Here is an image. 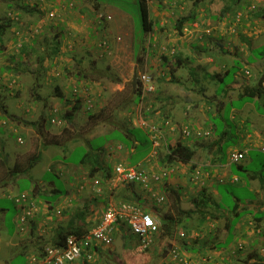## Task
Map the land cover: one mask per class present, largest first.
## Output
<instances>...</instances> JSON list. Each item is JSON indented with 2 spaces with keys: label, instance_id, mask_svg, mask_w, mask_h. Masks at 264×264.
Here are the masks:
<instances>
[{
  "label": "rangeland",
  "instance_id": "374dc122",
  "mask_svg": "<svg viewBox=\"0 0 264 264\" xmlns=\"http://www.w3.org/2000/svg\"><path fill=\"white\" fill-rule=\"evenodd\" d=\"M7 1L9 0H0V20L11 12L20 11L21 17L18 20L20 22L18 27H13V32L6 34L5 47L0 51V104H4L8 110L3 111L0 108V125L3 128L2 132L0 131V182L8 178V172L16 161H26L30 155L40 150L42 152H39L41 154L39 159L27 174H19L15 181L7 186L0 185V209H4L0 210V264H5L6 261L10 264H25L30 255L37 253L35 244L36 241L39 242V236L30 237L25 234V222L21 221V217L27 214L29 208L26 204L24 209L22 205L26 201L24 199L18 201L17 197L22 192H28L29 195L34 182L38 181L44 185L42 189L44 193L36 195L37 202L41 206L46 205L47 202L62 204L61 200L67 196L70 187H73V177L69 174V169L61 165L63 163L80 164L83 154L89 148L85 144L87 139L100 145L107 141V138L113 137L130 146L131 141L126 138V131L130 128L135 131L139 141L138 145H135V150L130 153V164L141 165L142 159L151 150L152 141L144 129L145 125L140 127L130 124L124 117L123 110L135 105V101L126 105L124 97H135L131 92L139 82V78L142 80L143 75H153V73L166 75V71L170 72L176 68L177 81L164 80L162 82L164 87L159 95L162 97L167 95V100H176V108L179 110V102H182L184 106L197 95L200 96L198 92L201 89L197 85L217 89L221 97L224 96L223 91L228 85L238 80L256 84L264 72V18L258 14L264 8V0H204L196 5L194 0H172V2L149 0L151 13L156 21L154 44L148 43L150 32L144 35V41L141 42L142 31L135 29L134 20L128 13L136 9L135 0H102L105 5L98 10L107 15L108 20L105 24L98 22L95 18L100 12H94L96 9L94 0H72L76 6L69 4V0H52L44 5L43 10L34 8L33 0H31L32 2L28 1V5L29 9L34 11L32 14L26 10L22 11L18 0H13L15 7L9 9L6 5ZM160 2L163 3V7H160ZM224 6H230V8L223 17H212L213 13H217ZM190 12H195L198 16L194 22L185 24L184 33L180 35L176 22ZM15 17L18 19L17 15ZM42 30L44 33L39 35L40 42L35 49L27 54L24 62L19 60L18 55L22 52L21 47L24 43L31 41L35 33H41ZM102 40L110 43L108 51L104 50ZM57 41L60 42V51L54 56V52L58 50L55 47ZM137 43L140 44L139 54L135 49ZM145 46L147 51L143 50ZM29 48L32 46L26 49ZM147 52L151 53L148 60H146ZM164 55H167L170 61L165 66L162 65ZM178 55L182 57V63L176 67L173 63ZM207 57L214 59L210 66L203 65L205 68L202 71L193 68L197 60L205 58L199 61L204 64ZM8 65L15 69L1 71L2 67ZM57 83L62 87L65 98L55 94L54 86ZM38 95L41 97L39 98ZM145 95L147 96L145 100H141L136 105L137 109L140 108L138 113L135 112L133 116L138 123H142L140 114L147 107V103L154 100L156 93L150 92ZM238 97L236 96L233 106L242 108L245 100ZM77 98L81 99L82 108L77 111L71 123L66 122L63 119L66 107L72 105ZM225 98L227 104L229 100L227 96ZM104 101L109 104L111 112L116 113V118L110 128L111 131L96 134L97 128L91 129L89 123L94 119L91 116L100 113L98 109ZM247 101L245 110L258 101V106L255 107L258 113L255 114L264 122V104L259 105V102L264 103V96L263 98L249 97ZM202 104H205V109L208 107L206 102L202 101ZM116 105L121 106L122 109H114ZM168 109L174 110L172 105H169ZM228 109L229 107L224 113L226 121ZM204 114L203 118H207V123L219 126V131L223 125L225 126L224 119L209 112ZM242 116L246 114L237 113L235 121ZM42 119H45V122ZM33 121L36 124H32ZM64 125L70 129L62 132ZM181 129L178 128L179 134ZM242 131L244 132L242 128H238L234 140L227 143L230 146L224 152L219 151L220 162L227 163L231 150L246 146ZM97 151L90 154V159L93 160ZM250 153L251 151H248V154ZM207 155H209L208 152ZM240 162L253 169L260 165L262 158L257 157L256 160L247 158ZM98 163H102V160ZM232 167L237 171V162H234ZM240 175L244 179L243 173L240 172ZM95 179L99 177L89 175V183L98 185L95 184ZM210 179L213 180L214 177L210 176ZM52 187L60 190L59 199H57L58 195L51 190ZM120 190L119 188L116 194L119 200L122 196L119 194ZM188 191L184 193L185 197L181 203L184 209L193 207L188 195L197 193V185ZM140 192L144 197L142 200L147 199L141 204L149 208L155 216V211H152L154 206L151 207V204L152 201L155 202L156 197L154 196L155 199H153L152 193L145 189H141ZM162 192L166 193V190ZM239 192L242 198L249 195L248 189L245 188ZM91 193L95 194V191L91 189ZM88 197L87 191L85 199ZM225 199L228 203L232 202L229 193L225 194ZM172 201L174 199L170 197L165 202L159 203L163 213L161 218H164L168 211L177 216V211L172 209ZM65 207L69 212L67 215L61 214L60 210H47V214H51L56 219L43 226L42 234L38 232L42 235L40 241L51 244L50 238L54 228L68 222L73 206L68 204ZM206 210L208 214L210 211L217 213L214 207L207 206ZM201 217L200 213H195L189 219L183 218L181 224L171 223L167 229L161 227L163 232L156 243L143 251L137 250L138 244L134 237L129 239L132 243L128 245L131 250H126L123 232L119 229L113 235L112 244L103 246V255L94 253L90 263L193 264L194 261H200L201 264H243L252 250L257 251L264 258V243L261 238L252 245L253 238L245 241L235 236L231 244L234 250H224L226 252L213 248L212 244L217 240L216 238L212 240L207 237L197 238L199 229L203 230L206 236L205 232L211 227V221L207 223L200 221ZM213 220L216 223L218 221ZM224 220L221 219L218 223L223 225ZM96 224V220L88 223V230ZM248 225L253 226V224ZM255 232L256 230L253 233ZM133 233L131 229H126L128 238ZM129 241L127 240L126 244ZM193 241L196 246L204 243L206 250H203L201 246L197 253L188 251L186 247H190L191 243L193 245ZM240 242L245 245L242 248L243 251L239 250ZM209 245L212 246L211 249L208 248ZM31 261L33 262L34 259ZM32 262L31 264H36L35 261ZM37 264L40 263L37 262ZM68 264H81V260L77 259Z\"/></svg>",
  "mask_w": 264,
  "mask_h": 264
},
{
  "label": "trees",
  "instance_id": "16d2710c",
  "mask_svg": "<svg viewBox=\"0 0 264 264\" xmlns=\"http://www.w3.org/2000/svg\"><path fill=\"white\" fill-rule=\"evenodd\" d=\"M31 0H18V5L19 8L26 11H29L30 14H32V12H34L33 10L29 9V3ZM48 1H52V0H33V4H34V8H39L41 10L44 9V5L48 3ZM54 1V0H53ZM79 1V0H76ZM136 1V9L133 10V12H128L135 23V29H140L142 31L141 34V42L144 41V35L148 32H150V39L148 43L154 42V27L156 24L155 18H153V15L151 13V9H150V5H149V0H135ZM167 2H172V0H166ZM195 1V5L200 2V1H204V0H194ZM32 2V1H31ZM69 4H74L76 6V3L72 0L68 1ZM17 4V2H16ZM94 4H95V11L94 12H100L97 13L96 15V20L98 22H101L102 24H105V22L108 20L107 15H105L103 12L99 11L98 9L101 8L102 5H105L104 2L102 0H94ZM161 6L163 7V3L160 2L159 3ZM6 5L8 6L9 9H13V7H15V3H13V0H9L6 2ZM230 8V6H224L221 10H219L217 13H213L212 17L217 18V17H223L224 13L226 11H228ZM20 9V10H21ZM29 9V10H28ZM20 11H18L17 13H10V15H6V17H4L2 20H0V51L3 50V48L5 47V43L7 41L6 38V34L13 32L12 30L13 27H18L19 25V19H20ZM14 16H13V15ZM258 14H261L262 17L264 18V8L261 9V11L258 12ZM15 15L18 16V19H16ZM197 13L195 12H190L188 15H184L182 17H180L177 22H176V28L179 32L180 35H182L184 33L183 29L184 26L187 22H194L197 18ZM137 22H139L138 24H136ZM9 30V31H8ZM8 31V32H7ZM16 33V31H14V34ZM42 33H44V30H42V32H38L35 33L34 38L31 41H28L27 43H24V45L21 47L22 48V52L20 53V55H18L19 60L23 61L24 58H26L27 54L30 53V51H33L35 49V46L37 45L38 42H40L39 40V35H41ZM16 36V34H15ZM48 40V39H46ZM50 44V43H49ZM193 45V44H192ZM29 46H32V48L26 49ZM139 46L140 44H136V53L139 54ZM58 50L56 52H54V56L58 54V52L60 51V42L57 41V44L55 46ZM26 49V50H24ZM144 51H147V47L145 46L143 48ZM24 51V52H23ZM149 55H151V53L149 54V52H147V57L146 60L149 59ZM13 58V57H11ZM24 62V61H23ZM169 59L167 57V55L163 56V60H162V65H168L169 64ZM173 63V62H172ZM182 63V57L180 55L175 57V61L173 64H175V66H179ZM21 64H23L21 62ZM24 65V64H23ZM13 70L15 68L10 67V65H8L7 67H2L1 71L4 70ZM175 69L173 68L172 70H170V72L166 71V75L161 74V75H157V74H149V83L153 85V90H147L146 88V82L145 80L142 78V80L139 78V82L137 83L136 86H134L133 90L131 93H133L135 95V97H129V96H125L124 97V102L127 104H129V102H134L135 101V105L130 107L131 109L134 108L132 114H134L135 112L138 113V110L140 109L138 107V109L136 108V105L139 104V102L141 100H145V98L147 97L145 95V93H156V95L154 96V100L149 101L147 103V107L145 109L142 110L140 116L141 119H143V126L146 124V119L148 118L149 114H153V112H155L154 108L151 105V103H154L155 101L160 100L161 96L159 95L160 89L162 88L161 82H163L164 80H168L169 82H174L177 81V79L175 78ZM147 75V74H146ZM236 86H240L241 88V93L239 98L243 99V100H247L249 99V97H255V98H263L264 96V72L262 73V75L259 77V81L256 84H250L249 82L245 81H236ZM158 87L157 88V85ZM231 85V84H230ZM54 91L55 94L62 96L63 98H65V93L62 89V87L59 85V83H57L54 86ZM223 90V89H222ZM219 94V93H217ZM39 97V95H38ZM41 97V96H40ZM39 97V98H40ZM67 101H70L69 99H67ZM154 105V104H153ZM71 106V107H70ZM68 107H66V110L64 112L63 115V119L66 122H72L74 117L76 116L77 111H79L82 108V102L80 98H77L75 100V102L70 105ZM150 106V107H149ZM149 107V109H148ZM176 104L173 105V108H176ZM184 108V111L186 113H189L191 108L193 106H191V104H187L182 106ZM232 107V105H229V109L228 112L230 111V108ZM0 108L3 111H8L4 104H0ZM129 108V107H127ZM126 108V110H127ZM228 108V107H227ZM168 111V110H167ZM107 112V108L105 109L104 113ZM101 113V112H100ZM169 115L172 114V112L169 110L168 112ZM97 116V114L91 116V117H95ZM139 115H137L138 117ZM55 118H53L54 120ZM92 119V118H91ZM90 119V120H91ZM167 119V118H166ZM165 119V120H166ZM168 120V119H167ZM43 122H45V119H42ZM56 121V120H55ZM63 121V120H62ZM92 121V120H91ZM169 121V120H168ZM166 122V121H165ZM91 123H94L93 125H91ZM113 122H110L111 126H112ZM32 124H36L35 121L32 122ZM130 124L133 125L132 122H130ZM90 125L92 126L91 129L96 128L97 124L96 122L93 120V122H90ZM96 125V126H95ZM147 125V124H146ZM166 125V124H163ZM162 125V127H163ZM195 124L190 123H186L181 125L184 126L182 127L180 134L185 136L186 138H191L193 136V132L195 130H197L196 127H194ZM44 126V125H43ZM67 125L63 126L62 132L68 131L70 129V127H66ZM69 126V125H68ZM153 128H150L151 131H147L149 134V138L152 141V144L156 145L159 150L164 147V150L166 152V160H162V168L160 170H148L149 172V182L147 184H145L143 181L141 180H129V181H124V182H118L121 186V190H120V194H122L121 199H117V202L119 201H127V202H131V203H143L144 200H142L141 198H144L140 192L141 189H145L146 191H150L152 193V198H154V196L156 197L155 202L152 201L151 207H153V211H155L158 217V219H156L159 223V232L155 235L154 240L151 242V244L147 247H141V238L139 235H136L133 233V235H129V238L127 237L126 234V229L128 228V230H130V227L127 223H125V225L121 228L122 230V235L123 238L125 239V247L126 250H131V248L128 245H131V241H129L130 238H135L136 242H137V250L143 251V250H147L150 248V246L154 245L157 241V238L159 236H161V233L163 232L161 227H163L164 229H167L168 226L170 227L171 223H179L181 224V222L183 221V218L185 219H189L192 217L193 214L195 213H200L202 215V217L200 218V221L206 222L207 220H209L210 218L214 219H218V217H222V215L224 216V218L226 217L227 221L223 224L220 225L219 223L213 222V227L205 232L206 236L203 234V230L199 229L197 231V238H201V237H207L209 240H212L213 238H216L217 240L213 241V248L217 249V250H231V244L233 239L235 238V236H237V232L235 231V227L237 225V222L243 217L246 216V214H249V216L251 217V220H253L252 223L249 222V224H253V226L255 227L256 232L253 233L252 237L253 241H252V245H255V243L258 242V239L261 238L263 239V243H264V211L260 210L261 207H250V206H242L241 202L238 201L237 205H232L231 203H228L225 199V194L226 193H222L219 190V193L222 194V197L220 198V200H215L214 198L212 199V197L209 198V200L206 198L207 197V187L203 186V188L199 189L197 191L196 194H192L189 193L188 197L191 199L192 203H193V207L189 208V209H184L181 206L182 200L184 199L185 196L184 193L185 191L179 187L176 188H170V185H168V182H166V180L171 177L175 170H176V164L177 163H191L190 166V170L193 173L192 176H194V178H199L200 177V171H199V165L197 162H192L194 155H195V148L193 147V144L187 143L186 141L183 142L182 140H174V141H170V139L168 137H166L165 132L163 131L162 134L158 135L156 134L157 130L159 129V127L157 126L156 123H153ZM179 127L175 128V130H178ZM3 128L0 125V131L2 132ZM126 130V129H125ZM196 137H206V132H200V131H196ZM236 131H232V133L230 132V135L227 136V140L225 145L219 143V151H225V149H227L230 144H227L229 141L234 140V137L236 135ZM206 135V136H205ZM126 138L130 139L132 141L133 139V143L135 141H138V136L135 134V131L132 129H127L126 131ZM86 142V141H85ZM139 142V141H138ZM156 143V144H155ZM86 144L89 145V148H92L93 151H97L100 147H98L99 145H96L94 142H92L91 139H87ZM132 144V143H131ZM45 145V144H44ZM99 151V150H98ZM40 153L42 152L41 150L39 151ZM36 153L33 155H30L28 157V159L26 161H16L14 163V165L10 168L9 172H8V178L4 179L3 181L0 182V185L7 186V184L14 182L15 178L19 175V174H27L29 172V169L34 165V163L39 159V155H41L40 153ZM101 152V151H100ZM100 152H96V156L98 155V153ZM238 152H242L243 153V158L240 159L239 161H234L233 160V154L234 153H238ZM246 153L247 151L245 149L243 150H235L232 151V153H230V158L232 159L233 162H240L241 160H244L246 158ZM91 152H85L83 154V157L81 159L80 163H86L88 158L90 157ZM257 157H255L253 160H256ZM121 165L125 166V167H137V168H144L142 166H138V165H134V164H123L120 163ZM118 164V165H120ZM116 165V166H118ZM242 165H245L244 163H239L237 164V167H242ZM116 166L113 168L114 169V175L111 176V171L112 168L111 166L107 167L106 170V178H110V182L113 185V177H115L116 175ZM264 161L262 160V162L260 163V165L256 166V168L251 169L250 167H248L249 169H251V172H253L254 174H252L251 176H254V178L259 177L260 181H264ZM262 168V169H261ZM102 169V167L100 168ZM145 169V168H144ZM98 170L97 166H93L92 170H91V175L94 174V172ZM146 170V169H145ZM163 171H167V175L166 176H161L158 179H155L152 174L154 173H158L160 174V172L162 173ZM161 175V174H160ZM108 180V179H107ZM194 183V182H193ZM195 184V183H194ZM116 185V184H114ZM43 186L40 182L35 181L33 184V188L31 193L28 195V192H25L17 197L18 201L20 200H25L26 202L22 205V207L25 209V205L27 206V208H29L27 210V214H25L24 216L21 217V221L25 222V234H27L30 237L33 236H39V239L36 244H35V249L37 250L36 254L30 255L28 257V260L26 261L25 264H31V260L33 258H36V262H40L42 260H44L47 256H48V251L51 248H57V249H64L67 246V239L70 235L74 234L78 237H84L83 235L85 233H87L89 230L87 228L88 222H84V223H79L78 220L80 218L83 217V215H85L86 211L89 212H95V213H102L107 209V205H103V204H99L101 198L97 196L96 197H89L87 199V206H84V209H82L81 211H76L75 214H71V216L68 219V222L66 224H60L57 225L54 228V233L50 238V242L51 244H46L43 243L42 241V235H39L38 232L41 233V231L44 230L43 226H41V228H38V222H37V212H38V208L40 203L37 202V194L40 193H44L42 191ZM9 187V186H8ZM162 187L166 190V193L162 192ZM163 189V190H164ZM169 190V191H167ZM59 192H53V193H57V195L59 196ZM187 192V191H186ZM189 192V191H188ZM192 194V195H190ZM163 196L164 199H162V201L158 200V197ZM117 197V196H116ZM170 197H173L174 201H172L171 206L172 209L177 211V216H174L172 214L171 211H168L165 213V217L161 218L163 213L161 212V208L159 203L165 202L167 199H170ZM94 198V199H93ZM98 199V200H97ZM31 200V201H29ZM96 201V206L93 208V210H91V202H95ZM147 201V199L145 200ZM144 201V202H145ZM210 201L212 202L210 204ZM103 203V201H101ZM89 204V205H88ZM110 204V203H109ZM144 206V205H143ZM210 206L211 208L214 207L217 211V213L210 211L208 214V211L206 210V207ZM146 207V206H145ZM150 207V208H151ZM51 208L53 209V206L51 205ZM147 208V207H146ZM37 209V210H35ZM149 209V208H147ZM0 210H4L3 208ZM61 214L67 215L69 212H67V210L64 208L60 211ZM215 215H214V214ZM100 218V217H99ZM99 218H96L95 220L98 221ZM93 221V220H92ZM263 226V228H261ZM259 229V230H258ZM258 230V231H257ZM117 231V230H116ZM183 234V233H182ZM204 235V236H203ZM184 236V235H182ZM238 238H242L244 240L248 239L249 237H240L237 236ZM129 241L128 244H126V241ZM197 240V239H195ZM194 240V241H195ZM193 241V245L190 244V247H186V249H188V251H191L192 253H197L200 251L201 246H203V250H206V245L204 243H202L203 245L201 246H196L194 244ZM205 241V240H204ZM203 241V242H204ZM50 245V246H48ZM239 250H242L243 246H245L243 243H239ZM211 245L208 246V248H212ZM237 246V245H236ZM104 247L101 245H90L88 246V248L85 249L83 256L80 258L81 260V264H91L90 260L93 258L94 253H97L99 256L103 255V249ZM34 249V250H35ZM24 250H26L24 248ZM234 250V249H232ZM243 251V250H242ZM24 252V251H22ZM252 252V253H251ZM249 256H247L248 258L243 262V264H264V258L261 257V255H259V253L257 251H251ZM89 254L92 255L91 257H89ZM74 262V261H73ZM71 262V263H73ZM196 261H194L195 263ZM70 263V262H68ZM66 263V264H68ZM193 263V264H194ZM5 264H10L8 261H6ZM23 264V263H22Z\"/></svg>",
  "mask_w": 264,
  "mask_h": 264
},
{
  "label": "crops",
  "instance_id": "0c3cea01",
  "mask_svg": "<svg viewBox=\"0 0 264 264\" xmlns=\"http://www.w3.org/2000/svg\"><path fill=\"white\" fill-rule=\"evenodd\" d=\"M204 59L205 58L197 60V63H195L194 65L195 67L193 68L196 70L199 69L200 71H202V69L205 68L203 65L210 66L212 62H214L213 57H207L206 60L204 61V64L199 62ZM161 85L163 88L164 83L161 82ZM156 86L157 88H159L158 84ZM197 86H199V89H201V91L198 92L200 96L197 95V97L193 98L192 101L189 103L191 104V106H193L189 113H186L184 111V108L182 107L183 105L182 102H179V105H180L179 110L177 108H174V110L168 109V106L169 105L173 106L176 100L175 101L171 99L167 100L168 98L167 95H165L164 97L161 96L160 100L155 101L154 103H151L150 105L154 108L155 112H153V114L151 113L148 115V118L146 119L147 125L145 124L144 126L145 128L144 127L143 128L149 132L151 131L150 128L154 127L153 123H156L157 126L159 127V129L156 132L157 136L162 134V132L164 131L166 134V137H168L170 141L182 140L183 142L186 141L187 143L193 144L194 145L193 147L195 148L196 152H195L192 162L198 163L199 165L198 169L201 172L200 173L201 175L199 178H194V176H192L193 173L190 170L191 163H187V164L177 163L174 174L171 177H169L166 180V182H168V185H170V188L179 187L185 190V192L192 189L194 186L196 187V185H197L198 190L203 188V186H206L207 194H208L206 198L208 200L210 197H212V199L214 198L215 200L216 199L220 200V198L222 197V194L219 193V190H220L222 193H229L231 195L232 205H237L239 201L241 202L242 206L246 205V206L255 207V208L261 207L260 210L264 211V181H260L259 177L254 178V176H251L254 173L251 172V169H249L247 165H242V167H237L238 169L236 171L235 168L232 167V164L234 162L230 158V153H232V151H235L238 149L239 150L245 149L247 153H246V158L244 160H246L247 158H250L251 160H253L255 157H261L262 160L264 161V122L263 120L261 121L258 118V115L255 114V113H258L255 111V107L258 106V101L254 102V106H251V108L246 109V110L244 109V106L248 102L247 100H246L247 102L244 101L245 103L242 106V108H235L233 106L234 100L236 96L237 97L238 95L240 96V93L242 91L240 86H236V83L228 85V87L224 91L222 90L224 96H221V97H220L221 94L220 95L217 94L218 93L217 89L214 90L213 88L208 89L206 86L205 87H201L200 85H197ZM209 91L210 93H208ZM222 91H220V93ZM226 96L228 97V100H229L227 104L225 100ZM202 101L206 102V104L208 105L206 109H205V104H202ZM230 104L232 105V107L230 108V111L228 112V120L226 121L224 113L226 111V108L229 107ZM263 104H264L263 102H259L260 106H262ZM117 105L114 106V109L116 110L118 108L122 109L121 106L118 107ZM106 108H107V112L104 113ZM98 110L101 113H99L93 119L97 124V126L95 125L97 128L96 134L108 133L109 131L112 130L110 129L112 127L110 122L115 121L116 113L111 112V108L109 104L106 103L105 101L103 104H101V108H99ZM133 110L134 108L132 109L127 108V110L125 108V110H123L124 117L127 118L126 120H129V123L134 122L133 125H138L142 127L143 124L138 123L135 119H133V116H134V114H132ZM169 110L172 112L171 115L168 114ZM197 112L199 115L197 114ZM204 112L205 113L209 112L213 114L214 116L224 119L225 126L223 125L221 127V130L219 131V126H216L215 124H208L206 121L207 118H203L205 115ZM239 112H241L242 114H246V116L239 117L238 120L235 121V119L237 118V113ZM141 121L142 123L144 122L143 119H141ZM185 122L186 123L191 122L192 124H195L194 127L197 128V130L193 132V136L191 138H186L185 136L179 134L178 130H175V128L177 127H179V129L184 127V126L181 127V125L185 124ZM247 122L250 124H248ZM93 124L94 123H91V125ZM124 124L127 125L126 123ZM163 124H166V125H163ZM91 125L89 123V126L92 128ZM238 128L239 129L242 128L244 130V132L242 131L241 133L244 135L243 137L246 139V146L243 148H237L235 150H231L229 152V161L227 163H222L219 161L221 157L219 155V143L220 145L221 144L225 145L227 136L230 135V132L232 133V131H236L237 133ZM93 129L95 128L93 127ZM196 131L206 132L207 136L205 135L206 137L198 138L196 137L197 135ZM131 143L132 144L130 146H127L126 144L122 143L120 139H116L113 137L107 138V141L103 142L102 144L98 146L100 147V149L97 152H100V151L101 152L98 153L97 156L95 155L93 157V160L90 159L89 157L87 162L84 164L83 163H80V164L63 163L61 166L69 169L70 171L69 174H71L73 177V187L72 186L70 187V189L68 190L67 196L61 200L62 204L56 205L55 203L47 202L46 205H42V206L39 205L38 212H37L38 228L40 229L42 225H46L47 223L52 222L56 219L55 217L53 218L51 214H47V210L53 211L56 209V210L61 211L64 208L66 209L65 205L71 204L73 206L72 214H75L76 211H81L82 209H84L83 206H87V203H88L87 199L89 197L92 198L96 196L97 198L98 197L104 198L102 199L104 201L103 203L101 201L99 202V204H103L104 206L105 205L108 206L110 202H117L118 196L116 194L119 188H121V186L118 183L117 184L113 183V185L111 184L110 178H106L107 172L105 169L111 166L112 171H111L110 177H112V175H114L113 168L116 165L120 163L130 164L131 163L130 153L133 150H135V145H138V141H135L133 143V139H132ZM248 151H251V153L248 154ZM86 152L93 153L95 151H93L92 148H88ZM207 152L209 153V155H207ZM99 160H102V163H98ZM162 160H166V152L164 150V147H162L159 150V148L156 145L152 144L149 154L146 155L142 159V161L140 160L141 161L140 164L144 165L142 167H144L147 171L151 169L157 171L162 168V163H163ZM239 163L241 162H238L237 164ZM89 164H90V167H88ZM93 166L98 167V170H96L93 174L95 178L99 177L98 180H100V183L98 185H94L92 182L89 183L90 182L89 175H91V170ZM101 167L102 169H100ZM240 172L243 173L244 179L240 175ZM210 176H213L214 179L213 180L210 179ZM85 188L87 189L86 191L83 190ZM242 188L248 189L249 191L248 192L249 195L244 198L241 197L240 195L241 193L239 192V190H241ZM91 189L95 191V194L91 193ZM163 189L164 188L162 187V190ZM51 190L54 192L60 191L56 187H52ZM87 191L89 192V197L85 199ZM59 198H60V195L58 196L57 199ZM211 203L212 202L210 201V204ZM89 204H91V207L92 206L95 207L96 201L91 202ZM51 205L53 206V209L51 208ZM91 210H93V208ZM95 212L86 211L85 215H83V217L80 218L78 222L79 223H84L88 221L90 222L92 220H95L96 218H99L102 215V213L98 214ZM157 215L158 214L155 215L156 219H158ZM213 219L214 218H210L209 220L206 221V223L208 221H211L210 222L211 227H213V224H214ZM221 219L224 220L223 215L222 217L219 216L217 220L220 221ZM226 221L227 219L225 217L224 223ZM249 222L250 223L253 222L249 214H246V216H243L237 222V225L234 231V232H237L236 233L237 236H240L243 238L246 236V237H249L248 239L252 237L255 227L248 225ZM261 228H263V226ZM222 251L226 252L224 250Z\"/></svg>",
  "mask_w": 264,
  "mask_h": 264
},
{
  "label": "built area",
  "instance_id": "2783aa9c",
  "mask_svg": "<svg viewBox=\"0 0 264 264\" xmlns=\"http://www.w3.org/2000/svg\"><path fill=\"white\" fill-rule=\"evenodd\" d=\"M110 18V16H109ZM101 44L105 51L110 48V43L107 40H102ZM142 78L146 82L147 90H153V85L149 83V76L143 75ZM243 158V153L238 152L233 154V160L239 161ZM161 174V175H160ZM152 174L155 179L161 176H166L167 171ZM149 172L144 168L125 167L123 165L116 166V175L113 177V183L124 182L129 180H141L145 184L149 181ZM95 183L99 184L97 179ZM164 199L163 196L158 197L159 201ZM127 223L134 234L141 238V247H147L154 240L155 235L159 232V223L150 210H147L141 203H131L127 201L110 202L107 209L103 212L97 221L84 237H78L74 234L67 239V246L64 249L51 248L48 251V256L40 261V264H66L76 261L83 256L86 248L90 245L109 246L112 244L113 235L116 230ZM92 255L89 254V257ZM35 263L36 258H33ZM33 261V262H34ZM32 262V263H33ZM194 264H201L196 261Z\"/></svg>",
  "mask_w": 264,
  "mask_h": 264
},
{
  "label": "clouds",
  "instance_id": "9594fccd",
  "mask_svg": "<svg viewBox=\"0 0 264 264\" xmlns=\"http://www.w3.org/2000/svg\"><path fill=\"white\" fill-rule=\"evenodd\" d=\"M55 121V120H54ZM117 184V183H116ZM146 208V207H145ZM147 209V208H146ZM147 210H149V209H147ZM151 211V210H150ZM152 214H153V212H152ZM155 217V216H154Z\"/></svg>",
  "mask_w": 264,
  "mask_h": 264
}]
</instances>
